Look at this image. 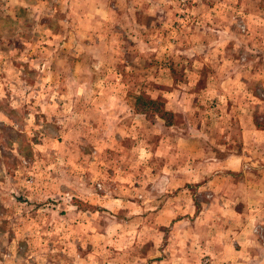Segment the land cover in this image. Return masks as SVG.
<instances>
[{"label": "rangeland", "instance_id": "374dc122", "mask_svg": "<svg viewBox=\"0 0 264 264\" xmlns=\"http://www.w3.org/2000/svg\"><path fill=\"white\" fill-rule=\"evenodd\" d=\"M152 261L264 264V0H0V264Z\"/></svg>", "mask_w": 264, "mask_h": 264}, {"label": "trees", "instance_id": "16d2710c", "mask_svg": "<svg viewBox=\"0 0 264 264\" xmlns=\"http://www.w3.org/2000/svg\"><path fill=\"white\" fill-rule=\"evenodd\" d=\"M139 104H134L136 112L145 113L147 116H155L162 119L166 124H169L171 112L163 108L162 101L158 99H151L145 96H138Z\"/></svg>", "mask_w": 264, "mask_h": 264}, {"label": "crops", "instance_id": "0c3cea01", "mask_svg": "<svg viewBox=\"0 0 264 264\" xmlns=\"http://www.w3.org/2000/svg\"><path fill=\"white\" fill-rule=\"evenodd\" d=\"M133 24H135V25H137V26H140L138 22H133ZM201 32H202V31H201ZM218 162H219L220 164L228 163V162L235 163L234 160L231 161V158H230V157L228 158L227 156L224 157L223 159L220 158V159L218 160ZM169 212H170V211H168L167 213L169 214ZM151 264H156V263H155V261H152Z\"/></svg>", "mask_w": 264, "mask_h": 264}]
</instances>
